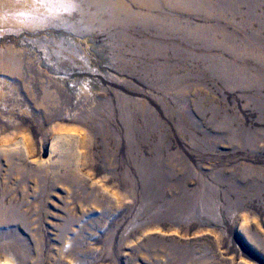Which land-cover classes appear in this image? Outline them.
<instances>
[{
	"label": "rangeland",
	"instance_id": "obj_1",
	"mask_svg": "<svg viewBox=\"0 0 264 264\" xmlns=\"http://www.w3.org/2000/svg\"><path fill=\"white\" fill-rule=\"evenodd\" d=\"M32 2L0 24V264H264V0Z\"/></svg>",
	"mask_w": 264,
	"mask_h": 264
},
{
	"label": "bare ground",
	"instance_id": "obj_2",
	"mask_svg": "<svg viewBox=\"0 0 264 264\" xmlns=\"http://www.w3.org/2000/svg\"><path fill=\"white\" fill-rule=\"evenodd\" d=\"M41 1V0H40ZM45 3V0H42ZM54 3H58L57 0H48ZM112 1V0H110ZM139 1V0H138ZM98 2V1H97ZM43 3V2H42ZM101 3V2H100ZM119 3V2H118ZM151 3V2H150ZM35 4V3H34ZM33 2L30 3V0H0V24L1 23H8V24H12L14 23L15 18L13 15H16L18 13L20 14H24L23 16L25 17L28 14H35L39 11H46L43 8L38 7V5H34ZM46 4V3H45ZM104 4V3H103ZM109 4V3H108ZM123 4V3H121ZM51 5V4H50ZM96 5V4H95ZM106 5V4H105ZM112 5V4H111ZM114 5V4H113ZM125 5V4H124ZM56 6V5H55ZM97 6V5H96ZM117 6V5H115ZM119 6V5H118ZM117 6V7H118ZM121 6V5H120ZM123 7V6H121ZM114 8V6H113ZM126 9V8H125ZM50 10V9H49ZM99 10V9H98ZM108 10V9H107ZM111 10V9H110ZM105 11V10H104ZM45 13V12H44ZM47 13V12H46ZM7 14L6 17H4V15ZM43 14V12H42ZM139 14V13H138ZM152 16V14H151ZM22 17V16H21ZM144 20V19H143ZM167 28V27H166ZM0 71L5 73L8 71L9 73H14L16 70L14 68L8 70L7 66H5L3 63L0 64ZM1 95V93H0ZM6 101V100H5ZM0 103H2V107H4L6 104L4 102V98H0ZM13 105V104H12ZM250 141V140H249ZM247 144V143H246ZM262 189V188H261ZM258 193V191L256 192ZM6 263H8V261H6Z\"/></svg>",
	"mask_w": 264,
	"mask_h": 264
}]
</instances>
